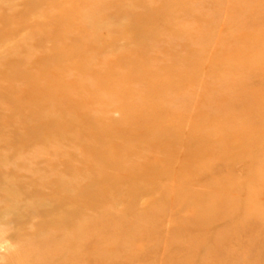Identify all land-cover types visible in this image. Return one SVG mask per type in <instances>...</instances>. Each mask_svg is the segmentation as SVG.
Listing matches in <instances>:
<instances>
[{
  "label": "rangeland",
  "instance_id": "1",
  "mask_svg": "<svg viewBox=\"0 0 264 264\" xmlns=\"http://www.w3.org/2000/svg\"><path fill=\"white\" fill-rule=\"evenodd\" d=\"M14 1L27 6L0 8L21 22L0 24V264H264V102L251 121L226 107L264 86V0ZM13 51L21 58L7 63ZM39 79L51 84L35 111L59 125L6 121ZM102 142L135 169L159 166L129 178L135 189L91 187L115 175L90 151ZM45 182L70 192L28 187ZM219 187H231L227 207L195 225Z\"/></svg>",
  "mask_w": 264,
  "mask_h": 264
},
{
  "label": "bare ground",
  "instance_id": "2",
  "mask_svg": "<svg viewBox=\"0 0 264 264\" xmlns=\"http://www.w3.org/2000/svg\"><path fill=\"white\" fill-rule=\"evenodd\" d=\"M13 2V4H12V7L13 6H22V5H25V6H27L25 3H23V4H21L22 2H16V1H14V0H3L2 2H0V4L1 3H3V5L2 6H0V8L3 10L4 8H6L7 6H9L11 3H9V2ZM44 1V0H43ZM260 1H262V0H260ZM249 2H251V0H246L245 1V3H244V8L246 7V5H248L249 4ZM263 2V1H262ZM40 3V2H39ZM38 3V4H39ZM238 3H239V0H238ZM258 3H259V0H258ZM257 3V4H258ZM260 4H261V2H260ZM240 5H241V7H243L242 6V4L240 3ZM254 5V4H253ZM259 5V4H258ZM252 6V5H251ZM249 7V6H248ZM256 7V6H255ZM263 8V7H262ZM261 8V9H262ZM7 9V8H6ZM238 9H239V7H238ZM253 10H255V8H252ZM242 10V9H241ZM258 10V9H257ZM8 11V10H7ZM249 11V10H248ZM45 14V13H44ZM192 14V13H191ZM261 15H264V10L262 9V11H261V13H260ZM236 17V16H235ZM234 17V18H235ZM238 17V16H237ZM256 17V16H255ZM158 18V15H156V16H153L147 23L148 24H151L155 19H157ZM263 18V17H262ZM144 20L145 19H143V21L142 22H140V24H142V23H144ZM259 22L258 23H260V24H262L263 26H262V28H261V30H262V32H264V20H262V22H260V20H258ZM9 22H14L15 23V31L16 32H18L19 31V28L21 27V22L19 21V15H18V12H17V10H16V13H14V15H12V17H10V16H6V17H3L1 20H0V24H2L1 26H3V25H7V24H9ZM139 24V25H140ZM0 26V27H1ZM9 26V25H8ZM203 26V25H202ZM201 27V26H200ZM10 35H12V36H16V34L15 33H13V34H10ZM10 35H5V36H3L2 38H3V40L4 41H6V42H8V44H9V41L13 38L12 36H10ZM246 36V35H245ZM184 37V36H183ZM230 37V36H229ZM228 37V38H229ZM11 38V39H10ZM234 38L232 37V40H233ZM16 40V39H15ZM93 40V41H92ZM92 40H90V41H87V44H89L90 42H92L94 45L96 44V42H94L95 40L94 39H92ZM231 40V39H230ZM13 41H14V39H13ZM225 41V40H224ZM17 41H15L14 43L12 42V40H11V43H13V44H15ZM229 42V41H228ZM227 42V43H228ZM235 42V41H234ZM5 43V42H4ZM214 43V42H213ZM223 43V42H222ZM224 43H226V42H224ZM231 42H229V44H230ZM86 44V43H85ZM215 44V43H214ZM216 44H218V42L216 43ZM215 44V45H216ZM207 45V44H206ZM214 45V46H215ZM220 45V44H219ZM90 46H92V45H90ZM217 46V45H216ZM220 47V46H219ZM203 49V48H202ZM218 49V48H217ZM232 49V48H231ZM230 49V50H231ZM208 50V49H207ZM215 50H216V48H215ZM219 50V49H218ZM221 50V49H220ZM225 50V49H224ZM204 51V50H203ZM202 51V54L204 53H206V51L205 52H203ZM214 51V50H213ZM212 51V52H213ZM226 51V50H225ZM85 52H88L87 50H86V48H85ZM215 53V52H214ZM241 53V51H235L234 52V56L236 57L238 54H240ZM19 52H17V51H13L12 52V56H11V58H9V59H7V63H16V62H18V57L19 58H21V54H19ZM7 55V54H6ZM8 56H9V54H8ZM211 56V55H210ZM128 58V57H127ZM46 60V59H45ZM35 61V60H34ZM143 62V61H142ZM46 63V62H45ZM258 65V64H257ZM263 65V66H262ZM33 67V66H32ZM1 68V67H0ZM30 69H31V67H30ZM257 73H259L260 74V76H262V78H263V76H264V62H263V64H261V67H260V70H259V72H257ZM26 75H28V74H26ZM28 76H30V77H36L35 75H28ZM57 77V76H56ZM55 77V78H56ZM60 77V76H59ZM39 81H40V79H39ZM55 81H58V80H55ZM51 83H45L44 82V80H41L40 81V83L38 84H36V85H34L33 87H31V88H29V89H26V90H22V91H20V93H21V96H22V99L19 97V99H18V101H17V105L19 104L20 105V108H25V110H23V111H20L17 115H14V116H11V115H9V114H5L4 116V119L6 120V121H8V122H16V120H18L17 118H19L20 120H22V121H27L29 118H32V119H34V120H36L37 122H39V124H41L40 126L42 127V129H45V128H48V127H51V125L53 124V123H55V124H58L59 125V123H58V121H59V117H58V114H56V113H53V112H51V113H48V112H46V111H44L43 113H41V112H39V111H35L37 108H38V105H43V108L44 109H46L47 108V104L45 103V101H43V98H40V93L41 92H43L44 91V86H47V87H49V85H50ZM240 85H238V86H236V87H239ZM253 85L252 84H250V85H247L244 89L243 88H240V89H242V91L244 92L243 93V97H242V95L241 96H239L238 97V94H236L237 95V98L236 99H234V101H233V103H230L229 101H231V100H227L228 102H229V105L227 104L226 105V107L227 108H229L230 109V107L231 106H238V107H235V110L237 111V110H239L240 108H244V110H246V111H243L242 109H240V112L242 111L243 112V114H244V117H242V118H244V120L245 119H247V121H251L250 119H249V117H251L252 119H253V117H254V115H253V113H251V112H249L252 108H254L255 107V109H252V111L253 112H255V110H256V115H257V113L259 114V103H260V101L262 102H264V86L263 87H261V89H254L253 90V88H255V87H252ZM67 88V87H66ZM71 89V88H70ZM239 90V89H238ZM240 91V90H239ZM242 91H241V93H242ZM2 92L4 93L3 95H4V97H8V91H4V90H2ZM10 92H11V90H10ZM237 92V91H236ZM237 93H239V92H237ZM240 94V93H239ZM231 95H232V97L234 98L235 97V94H233V93H231ZM231 95H229V96H231ZM234 95V96H233ZM33 98V99H32ZM230 98V97H229ZM231 99V98H230ZM236 100H237V103H236ZM227 102V103H228ZM236 104V105H235ZM31 105H33V109H31ZM226 107H225V109H226ZM237 108V109H236ZM219 109V108H218ZM225 109H223V110H225ZM234 108H232V110H233ZM223 110L221 109H219V111L218 112H223ZM228 110V109H227ZM224 111V113H217V112H215L217 115L218 114H224V116L227 118V119H230V120H232L233 119V116H229V112H231V110H229V112L228 111ZM28 111V112H27ZM236 111H235V114H236ZM248 111V112H247ZM50 112V111H49ZM234 112V111H233ZM232 112V113H233ZM237 112H239V111H237ZM239 112V113H240ZM241 112V113H242ZM261 112V111H260ZM263 113V112H262ZM234 114V113H233ZM242 114V115H243ZM76 115V114H75ZM240 115V114H239ZM7 116V117H6ZM216 116V115H215ZM17 117V118H16ZM80 118V117H79ZM237 118V117H236ZM235 120H237V119H235ZM240 119H238L237 120V122L239 121ZM240 122H243V121H240ZM28 129H30V131H34L35 130V127L33 126V127H27ZM58 130V129H57ZM114 134H117V133H115V132H109V131H106L105 132V134H104V140H107V139H109L110 137H113L114 136ZM231 134H234V135H226V136H222L223 137V139H222V141H221V144L223 145V146H226V144L228 145L229 143H232V139H233V137L236 135L237 136V133H231ZM223 135V134H222ZM99 138H102V136H100ZM122 146V145H121ZM90 148V147H89ZM120 150V144L119 143H115V144H108V143H106V142H102V146L100 147V148H95V147H93V148H90V151L93 153L94 152V155H96L97 156V158L101 161L100 163H98V164H100V165H102L103 167H107V168H114V173H115V175L114 176H107V175H104V174H101V175H99L98 177H96V178H93L95 181H94V184L91 186V187H101L100 186V184H98V182L99 181H103V183H105L106 184V186L105 187H115V189H118V191L121 189V188H123V187H130V189H135V187H137L136 186V184L134 183V182H132L133 184H127V182H128V179L129 178H131L132 176H133V178H135V179H137V178H139V179H143V180H145L146 179V176H147V173H153V172H155L157 169V167L159 166V165H154V164H151V165H148V164H145L142 168H138V169H135L133 166L134 165H132V163H127V162H123L122 161V159H121V157H120V154L118 153V151ZM134 153H136L135 152V150L134 149H132V151H131V154H134ZM156 162H154L155 164H158L159 163V160L157 161V160H155ZM161 165V164H160ZM214 169V168H213ZM215 171H216V173H218L217 171H218V169H214ZM219 174V173H218ZM221 174V173H220ZM163 175V174H162ZM60 177V176H59ZM201 177V179L200 180H202L203 178H206L207 177V175H201L200 176ZM217 178L215 179V182L216 183H219L220 182V179H222V178H218V177H221V175H218V176H216ZM214 179V178H213ZM198 180V179H197ZM211 181H212V179H210ZM211 181H209V182H211ZM68 182V181H67ZM209 182H208V185H209ZM60 183V182H59ZM212 183H213V181H212ZM211 184V183H210ZM220 185H221V183H220ZM226 185V184H225ZM45 187V188H48V189H50V191H53V193H55L56 191H61V190H69V189H67L66 187H63V185L62 184H59L58 185V183H50V182H45V183H41V184H39V185H35V184H29L28 185V187H30V188H32V187ZM87 187V186H86ZM103 187V186H102ZM151 187V186H150ZM211 187V186H210ZM220 188H223V190H221V192H220ZM73 189V188H72ZM85 189L86 188H84L82 191H81V194L83 195V194H85ZM46 190V189H45ZM74 190V189H73ZM72 190V191H73ZM104 190L105 189H103V190H98L97 192L99 193V192H104ZM228 190H231V187H219V192H218V194L217 195H215V199L213 200V202L210 204V202H209V207H210V205L211 206H214V209H213V211H214V213H213V211H208L207 209H206V211H207V214H206V216L204 217H202L201 215H200V213L199 214H197V213H195V214H193V216H192V218H191V220L192 221H194L195 222V225H198L197 223H200V224H205L206 222H209V220L210 221H212L213 220V218H216V219H218V218H220V217H218L217 218V216L219 215V212H218V214H216L215 212L218 210V209H224V207H227L226 206V204H227V202H226V200H225V197L223 196V194H224V191L227 193V192H229ZM47 191V190H46ZM44 192V191H43ZM64 192H68V191H64ZM69 192H70V190H69ZM74 192V191H73ZM136 192H138V189H136ZM72 193V192H71ZM103 194V193H102ZM197 194V193H196ZM209 194V193H208ZM207 194V195H208ZM59 195V194H58ZM68 195H69V193H68ZM55 196V195H54ZM113 196V195H112ZM197 196V195H196ZM195 196V197H196ZM209 196V195H208ZM237 196V195H236ZM205 197V196H204ZM105 198V197H104ZM111 198H113V197H111ZM206 198H207V196H206ZM106 199V198H105ZM108 199V198H107ZM106 199V200H107ZM201 199H202V197H201ZM211 199H212V197H211ZM217 199V200H216ZM196 200V199H195ZM229 200V199H228ZM234 200V199H233ZM71 202H73V201H75L74 200V198H73V200H70ZM199 201V200H198ZM210 201H212V200H210ZM62 203V200H61V198H60V200H58V199H56V204H61ZM85 203V202H84ZM249 203V202H248ZM252 203V202H251ZM92 204H96L95 202H93V203H89V205H92ZM54 205V204H53ZM206 205V204H205ZM208 205V204H207ZM228 205V204H227ZM68 206V205H67ZM71 206V205H70ZM230 206V205H229ZM204 207V206H203ZM212 208V207H211ZM210 208V209H211ZM217 209V210H216ZM249 211V210H248ZM253 211V210H252ZM249 212H251V211H249ZM253 215V214H252ZM69 222V221H68ZM252 224H248V226L246 227V228H249L250 226H251ZM116 226V225H115ZM132 226V225H131ZM71 263V262H70ZM84 263V262H83Z\"/></svg>",
  "mask_w": 264,
  "mask_h": 264
}]
</instances>
